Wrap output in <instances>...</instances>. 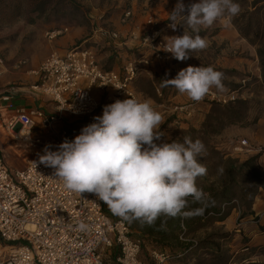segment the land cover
Segmentation results:
<instances>
[{"label":"rangeland","instance_id":"obj_1","mask_svg":"<svg viewBox=\"0 0 264 264\" xmlns=\"http://www.w3.org/2000/svg\"><path fill=\"white\" fill-rule=\"evenodd\" d=\"M183 2L187 16V7L199 0ZM235 2L240 5V13L226 15L211 26H201L198 34L206 39L207 47L179 61L164 51V38L197 33L188 27L184 17L178 18L175 30L169 26V14L178 0H0V97L22 86L36 85L33 72L42 63L85 42L106 70L123 73L126 66L134 63L139 69L133 83L136 99L151 100L162 115L163 140L182 141L189 136L204 143L206 153L198 159L207 173L196 181L203 190L205 181L220 178L218 169L227 168L222 158L241 163L249 159H245L244 151L233 150L243 141L235 133L264 119V83L257 54V49L264 46V0ZM54 32L61 34L52 39L49 35ZM72 34H76L75 43L67 44ZM113 34L117 37L113 38ZM189 66H212L223 73V90L213 87L210 92L216 97L207 94L193 101L174 86H162V80L174 79ZM109 94L113 96L110 103L123 101L112 91ZM231 97L235 100L229 101ZM176 107L185 109L179 111ZM20 130V126L15 128V132ZM23 146L15 133H3L0 128V155L14 171L24 169L41 155L31 146ZM236 182L234 189L254 186L242 171ZM245 201L237 196L223 206L220 214H209L191 228H184L179 241L190 250L184 256L168 251L170 259L165 264H264V249L256 253L249 247L242 230L240 220L250 215L243 214L241 205ZM254 202L255 199L253 205ZM105 207L110 209L106 204ZM234 213L238 216L236 223L224 226ZM224 215L227 217L220 221ZM143 259L150 262L149 254Z\"/></svg>","mask_w":264,"mask_h":264},{"label":"built area","instance_id":"obj_2","mask_svg":"<svg viewBox=\"0 0 264 264\" xmlns=\"http://www.w3.org/2000/svg\"><path fill=\"white\" fill-rule=\"evenodd\" d=\"M60 34L54 32L49 36L55 39ZM86 44L75 45L65 55L52 56L33 72L38 82L35 88L55 104L54 114L39 108H17L10 93L0 99V118L9 120L6 130L17 135L15 128L20 126L25 134L23 141L29 138L31 148L41 155L45 146L52 145L55 151L66 138L73 140L80 134L81 131L73 136L68 127L59 128L64 120L74 119L82 129L95 122V117L102 116L96 91H112L117 99H136L133 83L138 67L130 63L123 73L106 70ZM208 94L217 96L210 91ZM228 100L234 101L235 97ZM37 127L44 133L33 136L32 131ZM248 147V142L243 140L233 150L240 153ZM39 158L14 171L0 155V247L3 249L0 264H165L169 261L170 256L158 250L149 253L150 262L143 259V239L126 220L110 216L105 203L95 194L66 189L54 176L55 169L40 163ZM80 222L89 228L78 230ZM114 249L117 254H113Z\"/></svg>","mask_w":264,"mask_h":264},{"label":"clouds","instance_id":"obj_3","mask_svg":"<svg viewBox=\"0 0 264 264\" xmlns=\"http://www.w3.org/2000/svg\"><path fill=\"white\" fill-rule=\"evenodd\" d=\"M185 11L183 0H178L169 14V26L175 30L178 18L184 17L197 34L165 37L163 46L179 61L207 47L206 39L198 34L201 26H211L226 15L237 16L241 8L235 0H199L187 7V16ZM222 78L223 73L212 66H189L174 79L161 82L200 101L213 87L223 90ZM94 121L73 140L66 138L57 150L45 146L39 158L40 163L55 169L54 176L66 189L93 193L114 215L149 226L161 216L187 219L203 215L209 194L196 185L197 178L207 173L198 159L206 153L201 140L184 136L182 141H164L165 134L160 130L163 117L151 100H116L106 105L102 116ZM218 171L222 174L223 168ZM189 197L200 207L186 210ZM77 228L84 231L89 225L80 222Z\"/></svg>","mask_w":264,"mask_h":264},{"label":"trees","instance_id":"obj_4","mask_svg":"<svg viewBox=\"0 0 264 264\" xmlns=\"http://www.w3.org/2000/svg\"><path fill=\"white\" fill-rule=\"evenodd\" d=\"M257 54L260 61L261 74L264 83V46H260L257 49ZM258 159L259 155H256L241 163L236 159L224 160V158H222L223 163H226L228 166L224 169L220 178L216 182L204 180L207 185L204 187L203 191L209 194V203L203 215L187 219H182L179 217L173 219L161 216L151 226L143 224L141 221H127L135 234L137 232L142 235L143 255L146 253L149 254L154 250L163 252L165 249L172 248L173 245L179 246V244H181L179 240L183 233V227L191 228V226L196 221L204 219V217H207L209 214H220L223 206L232 201L237 196L240 197L241 201L246 200L245 203L241 205V208L244 209L243 214H253V201L260 189L264 191V168L259 164ZM241 171L247 173L250 183L254 184L253 187L248 188L240 186L239 188L234 189L235 186H237L236 176ZM249 194L250 196H248ZM196 207H200V205L194 203L191 197H189V207L186 210H191ZM105 209L111 216L112 211L106 207ZM226 217L227 215H224L222 218H220V221H223ZM146 237L148 239H146ZM170 242L173 243L170 244ZM148 246H151L152 248L149 250L147 249Z\"/></svg>","mask_w":264,"mask_h":264},{"label":"crops","instance_id":"obj_5","mask_svg":"<svg viewBox=\"0 0 264 264\" xmlns=\"http://www.w3.org/2000/svg\"><path fill=\"white\" fill-rule=\"evenodd\" d=\"M75 39H76V34H72L70 35V38L67 39L66 43L68 44V42L70 41H71V44L73 42L75 43ZM62 51L65 52L66 54L69 50L64 49ZM35 86L36 85L34 86L26 85L24 87L22 86L20 88L15 89L14 91L9 92L14 105L17 108H26V109L39 108L45 111L47 114H50V115L54 114L56 112L55 104L45 94H43L39 89L35 88ZM109 93L107 94L106 92L103 93L100 91L95 92V96L97 97V99L100 101V103L104 104L103 108L106 105L111 104L110 100H112L111 98L113 96ZM103 108H101L102 114H103ZM8 123H9L8 118H1L0 128L2 129L3 133L8 132L6 130ZM80 125L74 119H70L69 121L67 119V120H64V122H62L60 125H58V127L59 128L68 127L72 135L74 136L81 131ZM43 133H44L43 129L40 127H37L33 129L32 131L33 136H38ZM235 134L236 136L241 137L242 138L241 140H246L249 144V147H248L249 149L244 150L245 159L259 155L258 162L264 168V119L258 120L255 124L249 126L248 128L239 129V131H237ZM253 212H254L253 215L252 214L247 215L244 218H242L240 221H241L242 230L249 239L248 246L254 249L256 253H258V251L264 249V191L262 189L259 190V193L257 194V197L255 198V202L253 205ZM111 216L115 217L117 215H114L112 212ZM255 218H257V220H254ZM237 220H238V216L234 213L227 219V221L223 223V225L226 226V224L229 222H234L235 224ZM184 228L185 227L182 228V231L184 230ZM136 235L139 236L140 233L136 232ZM146 239L148 238L146 237ZM151 248H152L151 246L147 247V249L149 250ZM172 250L178 256H184L187 254V252L190 249L187 251V249L184 248V246L179 244V246L174 245V248L170 250L165 249L163 250V252L167 253L168 251H172ZM113 254H117L116 249L113 250ZM113 258H114V255H113Z\"/></svg>","mask_w":264,"mask_h":264},{"label":"bare ground","instance_id":"obj_6","mask_svg":"<svg viewBox=\"0 0 264 264\" xmlns=\"http://www.w3.org/2000/svg\"><path fill=\"white\" fill-rule=\"evenodd\" d=\"M17 138L21 139L22 143L24 144L23 148L25 149L26 147L31 146V143L29 141V138H27L26 141H23V139L25 138V134L24 131L20 130L19 132H17Z\"/></svg>","mask_w":264,"mask_h":264}]
</instances>
